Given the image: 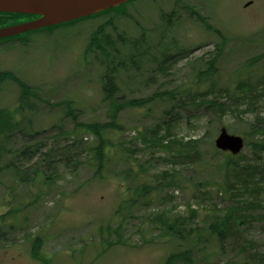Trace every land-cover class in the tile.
<instances>
[{
    "label": "rangeland",
    "instance_id": "374dc122",
    "mask_svg": "<svg viewBox=\"0 0 264 264\" xmlns=\"http://www.w3.org/2000/svg\"><path fill=\"white\" fill-rule=\"evenodd\" d=\"M107 21L114 37L139 41L135 50L118 44L112 63L86 54ZM212 59L211 88L197 75ZM111 71L118 92L110 101L103 84ZM0 73L30 91L0 81V110L12 113L0 134V216H7L0 264H46L32 257L36 239L48 264H164L193 247L196 264H264V173L255 170L264 154L247 145L264 118V0H132L52 33L1 42ZM159 95L145 107L127 105ZM205 99L224 103L223 112L199 105ZM69 105L77 123L118 124L100 175L98 142L76 127ZM222 128L246 141L239 177L222 169L215 146ZM144 187L151 192L143 195ZM228 215L222 245L209 226ZM176 221L193 232L172 237L166 224Z\"/></svg>",
    "mask_w": 264,
    "mask_h": 264
},
{
    "label": "trees",
    "instance_id": "16d2710c",
    "mask_svg": "<svg viewBox=\"0 0 264 264\" xmlns=\"http://www.w3.org/2000/svg\"><path fill=\"white\" fill-rule=\"evenodd\" d=\"M113 12V9L107 11V13H111ZM104 14V13H103ZM36 18V17H32V16H26V15H6V14H0V23H7L8 21H10L13 18ZM86 20V19H83ZM83 20H79V21H74V22H70L69 24H64L61 26H57V27H51L48 29H44L41 31H37L38 32H53L54 30L57 29H61V28H65L67 26L73 25L75 23H78L80 21ZM113 22L112 21H107L105 24H103L102 26H100L91 36L88 45L86 47V54H90V53H100L101 55L108 57L110 59V62L112 63L113 60L116 56H117V45L118 44H122V45H127V44H131L132 49L135 50L136 47H138L139 45V41L136 39H129L125 34H118L116 37H114L111 33L108 32L109 27L113 28ZM35 33V32H34ZM31 34V33H29ZM260 60V59H259ZM256 60L254 59L251 63H254ZM218 70L216 67V59H212L211 61H209L207 63V68L205 70H202L198 73L197 75V80L198 83L201 84L203 82L206 83H210L211 84V88L214 87V85L216 84L214 81L215 76L217 75ZM6 78H13L14 76L10 73H2L0 74V80L6 79ZM105 81L103 84V90L105 92V99L107 100H113L115 94L118 92V88L116 86V77L113 74V71H111L109 74H105L104 77ZM247 87H249V85H247ZM20 88L22 91V95L27 96L28 94H30L29 88L24 86L23 84H20ZM242 94H246V96H243V100L240 98L243 102L246 101L247 103L249 101H251V103H253V96H250L251 94L247 95V92H242ZM164 95H170V99L174 97V95L172 93H165ZM240 96V95H239ZM157 97H162V95L159 96H154L152 98H148V99H143V100H138V101H132V102H128L127 105L129 106H139V107H145L147 105H149L152 101H154ZM199 105L205 106L206 109H210L212 111H221L223 112L225 105L224 103H221L219 100H209V99H205V100H201L199 101ZM123 106H117L116 110H120L122 109ZM68 114L73 118V120L75 121V125L76 127H81L83 129H85L88 133H90L91 135H93L98 144L97 147L94 149V153H95V159L97 161V174H102V172L105 170L106 165H107V159L110 158V150L107 149L108 145H109V134H111L112 132L118 131L119 127L118 124L116 123L115 120H112L109 123H105V124H101V123H89V124H80L76 122V115L74 114L73 110L71 109V107H69V111ZM12 117V113L9 112L8 110H0V134L1 132L4 131L5 128H10L8 127V125H10V119ZM7 125V126H6ZM264 118H260V116L257 117L256 122L254 123L253 127H252V136L254 138V140H250L248 141L247 145L248 147H250L252 149V152L254 154V156H256L257 158H261V156L264 154ZM245 138H249L248 136H244ZM261 138V141L256 139V138ZM175 144V142H169V146L165 147V148H172V146ZM195 144V142H188L185 144V146H189ZM221 153V152H219ZM189 152L186 149V152L184 153H180V156H188ZM221 155L224 158L223 164H222V169L225 171L226 174H230L231 172L233 174H235L237 177H239L238 172L241 170V165L239 164V162H237V160L243 158L242 155L237 156V157H232L229 154H223L221 153ZM242 169L246 170L244 167H242ZM256 171H260L261 173H264V166L259 168V169H255ZM244 181L245 183L248 182V176L246 174V177ZM242 183V182H241ZM254 186V185H252ZM249 185L248 188H245L246 191H250L253 189H250V187H252ZM145 191L143 193V195L148 194L149 192H151L150 188L148 187H144ZM257 189V188H255ZM126 204V203H125ZM124 204V205H125ZM124 205L121 206V210H124ZM230 215L228 216H224L222 218H220L219 220H217L216 222L212 223L209 226V232L211 235H215L219 238V242L220 244L223 245V243L225 242L227 235L229 234L230 231ZM6 219L7 216L3 215L0 216V235L3 233V229L7 226L6 223ZM166 220L163 219V222H165ZM183 221L179 222L176 221L174 223H167L166 227H167V233L169 235H171L172 237H176V236H182L184 234L187 233H191L193 231L189 230L188 232L183 229ZM117 233V231H116ZM203 240L202 239H197V243H201ZM42 248V242L40 239H36V241L33 243V250H32V256L34 259L36 260H41L44 263L48 264V259H46L43 255L40 254V250ZM194 251V247L191 249H186V250H182L179 252H175L173 254H171L166 260L164 264H196L194 256H193V252Z\"/></svg>",
    "mask_w": 264,
    "mask_h": 264
},
{
    "label": "water",
    "instance_id": "95a60500",
    "mask_svg": "<svg viewBox=\"0 0 264 264\" xmlns=\"http://www.w3.org/2000/svg\"><path fill=\"white\" fill-rule=\"evenodd\" d=\"M130 1L132 0H0V13L39 16L32 22L0 29V39L86 18ZM215 145L218 150L236 156L243 151L245 141L223 128Z\"/></svg>",
    "mask_w": 264,
    "mask_h": 264
}]
</instances>
